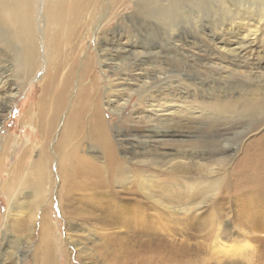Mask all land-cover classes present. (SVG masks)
<instances>
[{
  "label": "rangeland",
  "instance_id": "1",
  "mask_svg": "<svg viewBox=\"0 0 264 264\" xmlns=\"http://www.w3.org/2000/svg\"><path fill=\"white\" fill-rule=\"evenodd\" d=\"M138 1L131 0L115 13L109 8L94 12L72 42L81 63L86 68L90 65L85 83L97 80L103 102L112 97L120 102L128 99L120 114L106 109L114 126L112 138L119 142L118 154L123 159L128 156L129 138L151 140L152 156L162 163L140 167L150 175L152 185H170L171 194L184 189L186 182L216 185L208 191L209 200L201 209L216 204L225 213L229 238H220V242L225 248H256V239H264V227L259 222L264 220V200L262 195L257 196L264 195V190L253 186L263 184L249 175L251 168L256 176L264 174L263 160L255 164L251 160L264 154V110L253 111L249 105L258 102L264 106V0H142L148 12L141 11ZM128 46L131 51H127ZM239 46L244 47L238 50ZM115 47L117 52L112 50ZM41 48L44 63L45 50ZM110 59L117 63L115 69L107 66ZM15 67L11 54L0 51V73L7 75L5 83H0V264H6L2 254L7 248V256L14 259L12 264H34L38 232L23 231L19 214L37 208L35 197L27 190L9 203L3 187L26 146L35 147L28 160L37 158L40 133L25 122V115L42 94L44 67L29 82L17 75ZM79 76L80 69L75 81ZM17 89L19 93L9 110L5 97ZM156 107L168 109V130L177 135L153 138L156 122L149 118L153 114L149 109ZM180 130L192 133L180 134ZM5 136L13 139L6 154L2 150ZM14 142L17 145L11 148ZM183 154L189 158L181 157ZM180 167L194 171L182 172ZM161 191L160 187L156 189L157 193ZM53 198L55 192H48L43 210L49 211L55 224L53 239L68 243L67 233L73 229H65L56 200L48 203ZM184 200L195 205L201 199ZM167 202L178 204L176 200ZM91 239L87 244L91 248L88 253L93 254L90 258L79 257L68 244L67 251L73 252L72 264H126L124 258L113 259L103 253L100 238ZM213 249L217 247L211 248L210 254ZM56 254L65 263L64 255L57 250ZM255 256L256 251L227 255L247 264L253 263Z\"/></svg>",
  "mask_w": 264,
  "mask_h": 264
},
{
  "label": "bare ground",
  "instance_id": "2",
  "mask_svg": "<svg viewBox=\"0 0 264 264\" xmlns=\"http://www.w3.org/2000/svg\"><path fill=\"white\" fill-rule=\"evenodd\" d=\"M130 1L0 0V51L11 54L17 75L23 76L27 82L44 67L42 94L38 104L25 115V122L40 133L37 158L28 160L35 147L26 146L3 187L9 203L27 190L35 197L37 208L28 212L21 210L22 214H19L22 215L19 225L23 231L29 234L38 232L34 264H72L73 252L69 254L67 251L68 244L79 257L90 258L93 254L88 253L91 248L87 244L91 237L101 239L103 253L106 252L113 259L124 258L126 264H247L231 260L227 255H231V252L244 255L251 251H256V256L253 263L248 264H264V239H256V248H225V244L220 242V238H229L225 213L216 204L208 208L211 210L209 213L207 208L201 209L209 200L208 191L216 185L201 186L196 181L186 182L182 185L183 191L177 189L174 194L170 193V185H152L150 175L140 167H156L162 163L152 156L151 140L140 141L128 137V156L125 159L119 156L116 148L119 142L112 138L114 126L106 116V109L120 114L128 99L120 102L112 97L103 102L97 80L94 79L92 84L85 83L88 75L86 69L90 65L86 68L81 63L76 45L72 42L82 27H86L88 17L94 12L109 8L110 12L115 13ZM136 3L142 12L149 11L144 1ZM41 47L45 50L44 63ZM243 47L239 46L238 50ZM112 50L117 52L119 49L115 47ZM127 51H131L130 46ZM106 64L113 69L117 65L114 59ZM78 69L80 76L75 81ZM4 74L0 73L2 84L7 77ZM75 86L76 95L71 102ZM162 90L161 87L159 91ZM18 93L19 90H12L6 95L4 102L7 109L12 108ZM249 109L264 110V106L253 102ZM149 110L153 111L149 118L156 122L153 138L161 140L168 134L177 135L176 131L168 130L171 124L167 115L170 112L166 107ZM178 133L192 132L180 130ZM4 141L2 150L6 154L8 143L13 141L12 136H5ZM14 145L17 144L14 142L10 147ZM181 157L189 158L185 154ZM251 160L253 164L260 160L264 162V154L261 157L256 155ZM182 164L187 166L186 163ZM261 168L264 172V163ZM180 171L193 172L194 169L184 167ZM250 176L263 184L253 186L264 190V174L256 176L254 168H251ZM159 187L161 193L156 192ZM48 192L56 194V199H50L48 203L53 204L56 200L66 222L65 229H73L70 233L66 232L68 243L53 239L55 224L49 211L43 210ZM258 195H262L264 200L263 194ZM184 197L201 200L190 205ZM167 200H176L178 204L170 205ZM259 222L264 227V220ZM192 230H196V233H192ZM178 235L186 237L180 238ZM211 239L215 241L214 244L209 242ZM215 247L217 249L210 254L209 250ZM56 250L64 255L65 263H61L59 257L57 259ZM8 251V248L5 249L2 255L6 264H12L14 259L7 256ZM220 257L228 259L221 260Z\"/></svg>",
  "mask_w": 264,
  "mask_h": 264
}]
</instances>
